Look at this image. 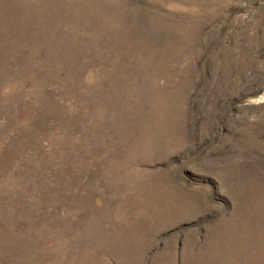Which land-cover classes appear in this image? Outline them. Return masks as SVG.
<instances>
[{"label":"rangeland","instance_id":"obj_1","mask_svg":"<svg viewBox=\"0 0 264 264\" xmlns=\"http://www.w3.org/2000/svg\"><path fill=\"white\" fill-rule=\"evenodd\" d=\"M0 264H264V0H0Z\"/></svg>","mask_w":264,"mask_h":264}]
</instances>
